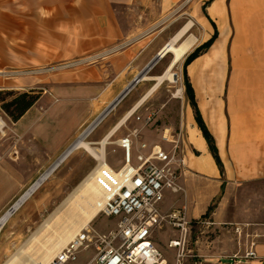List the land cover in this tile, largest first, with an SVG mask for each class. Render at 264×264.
I'll return each mask as SVG.
<instances>
[{
	"label": "crops",
	"instance_id": "crops-1",
	"mask_svg": "<svg viewBox=\"0 0 264 264\" xmlns=\"http://www.w3.org/2000/svg\"><path fill=\"white\" fill-rule=\"evenodd\" d=\"M208 1L210 3L204 6ZM180 2L0 0V71L23 66L25 58L30 56L47 57L48 54L37 53L38 43L45 42L46 50L53 49L55 26H68V39L78 42L79 55H92L100 50L111 52L114 48L117 53L113 59L121 66L116 70L120 72L127 67V71H136L133 81L166 43L160 37L166 29V14ZM198 2L203 18L199 38L202 34H206V38L196 47L213 35L209 20L215 27L218 24L209 15L210 8H215L224 25L223 37L219 27L216 28L217 37L211 47L189 65L192 71L208 72L210 65L206 62L217 57L222 62L220 71L228 72L227 79L191 83L203 123L214 140L223 175L220 176L187 104L185 121L189 131L185 130V133L180 128L184 139L185 167L176 181L177 190L168 192L173 196L167 210L183 208L187 220H205L209 223L207 227L212 229L237 228L239 239L252 245L250 249L255 251L257 259H241L235 263L264 264V0ZM203 6L209 20L202 12ZM222 38V50L213 54ZM20 80L25 81L26 78ZM115 99L108 102L85 127ZM33 106L17 121L23 119ZM191 130L195 132L199 146L191 140ZM160 133L161 128L155 125L154 119L148 130L140 131L139 139L148 144L159 143ZM251 184H261V189L251 192ZM219 195L214 211L208 218H203ZM239 206L241 210H237ZM231 237L228 233L223 235L220 242L224 249L221 253L229 252ZM231 259L220 256L215 249L205 261L196 264H221L220 260Z\"/></svg>",
	"mask_w": 264,
	"mask_h": 264
},
{
	"label": "rangeland",
	"instance_id": "rangeland-1",
	"mask_svg": "<svg viewBox=\"0 0 264 264\" xmlns=\"http://www.w3.org/2000/svg\"><path fill=\"white\" fill-rule=\"evenodd\" d=\"M202 16L197 0H181L166 14V29L161 39L167 42L176 32L189 22L194 26L188 32L199 38L202 33ZM68 26H55L53 49L46 50L45 42H39L37 53L48 54L25 58L23 66L8 69L0 75V214L41 174L43 173L75 140L85 126L92 121L119 93L128 85L136 71L118 72L121 68L115 58L113 49L100 50L92 55H79L78 42L68 39ZM218 24L216 28H218ZM219 30V29H218ZM65 37L64 40L61 37ZM67 37V39H66ZM159 37V38H160ZM185 37V36H184ZM162 41V42H163ZM106 51V50H105ZM114 51V52H113ZM109 53V54H108ZM108 55V56H107ZM133 55H130L132 58ZM171 55L161 58L146 74L155 77L162 74L169 63ZM183 62L175 66L173 73L177 83L164 82L136 110L126 123L113 135L111 142L123 137L132 130L144 132L149 129L142 121H135V116L143 118L148 112H154L155 125L174 133L189 131L185 119L187 103L183 86ZM205 64V63H203ZM208 72L189 71L187 77L193 85L202 80L227 79L228 72H221V60L212 57ZM189 66V65H188ZM187 66V67H188ZM20 78H26L21 81ZM154 80L139 82L135 89L127 94L112 110L109 116L89 135L86 140L97 142L128 111L134 102L148 91ZM182 88V98H177V91ZM22 93L38 96L32 109L20 121H12L1 106ZM176 96V97H174ZM49 114V115H47ZM182 125V127H181ZM186 133V132H185ZM114 145L105 148V160L114 170L122 163L120 151L112 152ZM168 149V147H163ZM96 161L83 150L74 151L48 178L37 191L0 230V264H3L28 240L41 223L57 210L59 204L77 187L95 167ZM251 192L259 191L261 184H251ZM247 188V187H246ZM248 191V190H247ZM172 194L165 192L159 208L167 210ZM166 209V212H165ZM237 210H241L240 206ZM236 210V211H237ZM203 219V218H202ZM114 218L96 216L90 226L99 232H106L115 225ZM229 234V252L220 240ZM235 230L212 229L202 226L191 229L185 245L183 264H196L205 261L215 249L222 257H231V261L250 250L251 244L242 243ZM178 231L170 225L157 228L152 241L161 253L166 264H176L177 249L169 248V242L176 240ZM243 238V236H242ZM228 254V255H225ZM94 251L92 248L81 252L75 263L86 264ZM191 256V257H190ZM23 262L25 256L20 255ZM229 260H220L221 264H232ZM237 264V263H235Z\"/></svg>",
	"mask_w": 264,
	"mask_h": 264
},
{
	"label": "built area",
	"instance_id": "built-area-1",
	"mask_svg": "<svg viewBox=\"0 0 264 264\" xmlns=\"http://www.w3.org/2000/svg\"><path fill=\"white\" fill-rule=\"evenodd\" d=\"M154 119V112H148L143 118L134 117L135 121H142L145 127L154 124ZM112 144L115 147L113 153L120 151L122 163L115 170L116 178L111 181L98 205L97 216L114 218V227L99 232L87 225L49 264L75 263L78 255L90 248L94 255L86 264H166L152 241L154 231L163 225H170L178 231V237L170 241L168 247L178 250L176 264H183L191 229L208 226L209 223L200 219L187 220L183 208L173 209L169 213H163L159 208L164 193L177 190L176 181L185 167L182 131L171 133L168 129H162L159 143L148 144L139 139L138 130H132ZM166 146L168 149H163ZM235 232H238L237 228ZM235 259L250 261L256 260L257 256L250 249Z\"/></svg>",
	"mask_w": 264,
	"mask_h": 264
},
{
	"label": "bare ground",
	"instance_id": "bare-ground-1",
	"mask_svg": "<svg viewBox=\"0 0 264 264\" xmlns=\"http://www.w3.org/2000/svg\"><path fill=\"white\" fill-rule=\"evenodd\" d=\"M209 15L217 20L220 33L223 37L224 25L218 17L215 8L208 11ZM194 24L189 22L176 32L160 49V55L164 58L167 54L171 59L161 75L147 77L143 75L139 82L154 80V84L143 95L138 98L132 107L126 111L112 127L97 142H89L86 138L91 135L98 126L109 116L102 113L87 128L80 131L75 140L65 149V151L43 172L41 173L11 204L0 214V230L8 223L10 218L17 212L48 180L59 165H61L74 151L83 150L95 161L96 165L92 171L74 188V190L64 199L57 210L45 219L28 240L3 264H49L55 255L84 227L90 225L98 214V205L107 193L111 181L116 178V172L105 160V148L111 145L113 135L126 123L132 112L139 108L153 92H155L164 82L175 84L178 78L173 73L176 65L182 63L185 57L206 38L202 34L197 38L188 32ZM185 36V37H184ZM224 39L216 44L213 54H217L223 48ZM187 69L191 72V66ZM2 72L0 71V75ZM133 83H129L123 91H132ZM128 93V94H129ZM176 97V96H174ZM177 98H182V88L177 91ZM0 125L2 123L0 122ZM190 138L197 146L195 132L191 130ZM25 256L26 260L21 261L19 256Z\"/></svg>",
	"mask_w": 264,
	"mask_h": 264
},
{
	"label": "trees",
	"instance_id": "trees-1",
	"mask_svg": "<svg viewBox=\"0 0 264 264\" xmlns=\"http://www.w3.org/2000/svg\"><path fill=\"white\" fill-rule=\"evenodd\" d=\"M210 1L206 2L204 6L208 5ZM204 6L202 8L203 14L206 16L205 11H204ZM208 19V17L206 16ZM209 20V19H208ZM214 32L213 35L211 36L210 39H208L206 42L201 44L200 46L196 47L192 52H190L184 59L183 62V69H182V75H183V86L185 90V95L187 99V103L189 104L192 113H193V118L194 121L201 132V135L203 139L206 142V145L208 147V151L211 154L215 165L217 166V169L220 173V176L223 175V167L221 164V161L218 157L217 150L215 147L214 140L210 133L208 132L207 128L205 127L203 120L201 118V115L199 113V110L197 108L196 102H195V97H194V92L191 86V83L187 77L186 74V68L192 61H194L197 57L205 53L213 44L217 37V30L213 22L209 20ZM38 99V96L36 94L32 93H22L19 94L18 96L12 98L10 101L6 102L1 106L5 114L12 120V121H17ZM223 191V185L221 186V193ZM221 195L217 196L210 206L208 207L206 213L203 215V218H208L211 213L214 211L216 208L219 200H220Z\"/></svg>",
	"mask_w": 264,
	"mask_h": 264
},
{
	"label": "water",
	"instance_id": "water-1",
	"mask_svg": "<svg viewBox=\"0 0 264 264\" xmlns=\"http://www.w3.org/2000/svg\"><path fill=\"white\" fill-rule=\"evenodd\" d=\"M162 58V56L160 55V52L146 65V67L139 73L138 76H136L134 78V80L131 82L133 83L132 87L133 88L138 82L139 80L141 79V77L143 75H146L150 70L151 68ZM131 90V89H130ZM130 90H127V91H123L121 92L117 97L116 99L103 111V113H105V116L111 112V110L128 94V92Z\"/></svg>",
	"mask_w": 264,
	"mask_h": 264
}]
</instances>
